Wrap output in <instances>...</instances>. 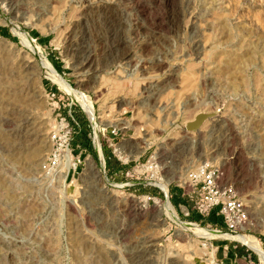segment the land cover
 <instances>
[{
  "label": "rangeland",
  "instance_id": "rangeland-1",
  "mask_svg": "<svg viewBox=\"0 0 264 264\" xmlns=\"http://www.w3.org/2000/svg\"><path fill=\"white\" fill-rule=\"evenodd\" d=\"M0 44L14 59L8 77L0 58V264H262L251 246L194 235L157 205L169 200L181 219L253 235L264 249V0H0ZM23 57L36 66L25 79ZM45 69L93 100L104 172L94 123ZM13 142L39 152L17 157ZM120 147L144 151L123 158ZM87 157L100 183L85 176ZM202 162L244 199L238 231L198 207L189 173Z\"/></svg>",
  "mask_w": 264,
  "mask_h": 264
},
{
  "label": "bare ground",
  "instance_id": "bare-ground-1",
  "mask_svg": "<svg viewBox=\"0 0 264 264\" xmlns=\"http://www.w3.org/2000/svg\"><path fill=\"white\" fill-rule=\"evenodd\" d=\"M12 1V0H11ZM131 1V0H130ZM12 3V2H11ZM136 4H138V3H136ZM87 6V5H86ZM100 6V5H99ZM83 9V8H82ZM89 9V8H88ZM90 10H91V8H90ZM83 11V10H82ZM104 11V10H103ZM107 12V11H106ZM109 12V11H108ZM107 12V13H108ZM107 16V15H106ZM173 16V15H172ZM106 21V20H105ZM86 22H88V21H86ZM116 22V21H115ZM154 22V21H153ZM160 22V21H159ZM106 23H107V21H106ZM105 23V24H106ZM158 23V22H157ZM114 26V25H113ZM140 27V26H139ZM136 31V30H135ZM19 35H21V37H22V41H23V43L27 46V47H29V48H31V49H35V46H34V44H33V39L31 38V36H29L27 33H23L21 30L19 31ZM72 37V36H71ZM1 44H0V58H2V57H4V60L5 61H8V62H6L5 63V66H4V64L2 65V63H1V66L2 67H4V69L3 70H5L6 69V72L8 73V75L6 74V76H10V75H12V74H9V72L11 71V69H10V64H12L13 65V63H11V61H13L14 59H10V61L8 60L10 57V55H8V53L5 51H3V49L1 48ZM3 47V46H2ZM5 48V47H4ZM8 51V50H7ZM193 51V50H192ZM9 52V51H8ZM7 54V55H6ZM90 55H88V57H89ZM121 56V55H120ZM9 57V58H8ZM94 57V56H93ZM95 58H88V60L84 63V64H82V66H81V69L83 70V69H86L85 67H87V69H88V66L90 67V66H92V64H93V62H95V60H94ZM3 61V60H2ZM16 62V61H15ZM14 62V63H15ZM18 63H19V66L17 65V68L18 69H15V70H17V72H18V77L19 76H21V77H24L25 75H31V73H33V72H35V68H36V66H35V64H34V62H33V60L31 61V60H29V59H26V58H24L23 57V59H20V61H18ZM7 64V65H6ZM47 63H45V65H46ZM76 64V63H75ZM48 66H49V64H47ZM7 66V67H6ZM16 66V65H15ZM160 66V65H159ZM14 67V66H13ZM154 67V66H153ZM10 69V71L8 72V70ZM49 68V67H48ZM51 68V67H50ZM94 68V67H93ZM86 69V70H87ZM2 70V69H1ZM13 71V70H12ZM12 71H11V73H12ZM43 71V70H42ZM15 72V71H14ZM5 73V72H4ZM41 73V72H40ZM43 73H44V76L45 77H48V78H50L54 83H56L59 87H60V89L61 90H63L64 92H66L67 94H69L74 100H76V101H78L79 102V104L82 106V108L84 109V111L86 112V114L89 116V118H91V120H92V122L94 123V126H95V128H96V131H97V140H96V146H97V149H98V153H99V155H100V158H101V162H102V164H101V168H102V170H101V172H104L105 171V159H104V157H103V151H102V148H101V145H100V143H99V135H100V133H99V128H100V126H99V124H98V122H97V118H96V111H95V107H94V102H93V100L90 98V96L89 95H87V94H85V92H83V91H80L79 89H76L75 87H73L67 80H66V78H64L62 75H58L57 73H56V70H52V71H47L46 69H45V71H43ZM14 74V73H13ZM16 74V73H15ZM34 74V73H33ZM15 75H13L12 77H14ZM36 76H38L39 77V83H41V76L40 75H36ZM11 77V76H10ZM13 79V78H12ZM21 79V78H20ZM24 79H25V77H24ZM23 80V79H22ZM17 81H18V79H17ZM20 82H21V80H20ZM6 83V80H5V82H4V84ZM9 83V82H8ZM96 83V82H95ZM2 84H3V82H1V87H2ZM3 84V85H4ZM15 84V83H14ZM16 84H18V82L16 83ZM121 84V83H120ZM119 85V84H118ZM6 86V85H5ZM16 86V85H15ZM18 86V85H17ZM22 86V85H21ZM7 87V86H6ZM10 87V86H9ZM37 87H40V84L37 86ZM3 88H5V87H3ZM18 88L19 89H21V87H20V84H19V86H18ZM120 88V87H119ZM10 89V88H9ZM13 89V88H12ZM16 89V88H15ZM39 89V88H38ZM41 89V90H40ZM39 89V91H41V95L42 96H44V93L42 92V88H40ZM23 90V89H22ZM5 91V90H4ZM4 91H2V92H4ZM9 92L10 90H7V88H6V91L5 92ZM13 91V90H12ZM1 92V91H0ZM17 92V91H16ZM15 92V93H16ZM20 92V91H19ZM10 93V92H9ZM9 93H8V95H9ZM1 94H3V93H1ZM0 94V95H1ZM11 94V93H10ZM14 94V93H13ZM13 94H11V95H13ZM17 94H18V92H17ZM16 94V95H17ZM20 94V93H19ZM39 94V93H38ZM4 95V94H3ZM2 95V96H3ZM7 95V96H8ZM15 95V94H14ZM29 95V94H28ZM6 96V97H7ZM10 96V95H9ZM22 96H24V95H22ZM39 96V95H38ZM12 97V96H11ZM17 99H15V100H18V96L16 97ZM22 98V97H21ZM41 98V97H40ZM9 99H11V98H7V100H9ZM20 100H22V99H20ZM20 100H18V101H20ZM27 100V99H26ZM11 101V100H10ZM25 101V100H24ZM15 102H17V101H15ZM22 102V101H21ZM28 102V101H27ZM33 102V101H32ZM31 102V103H32ZM1 103V102H0ZM11 103V102H10ZM26 103V102H25ZM3 104V103H2ZM4 105V104H3ZM33 105V104H32ZM0 106H2V105H0ZM112 106H114V105H112ZM115 107V106H114ZM9 108V107H8ZM25 108V107H24ZM29 109V108H28ZM25 110V109H24ZM23 112V111H22ZM20 113V112H19ZM110 113V112H109ZM22 114V113H21ZM26 115V114H25ZM108 115V114H107ZM205 115L206 114H201V115H199L198 117H195L196 118V123L198 122V121H200V120H202L204 117H205ZM16 116V115H15ZM13 119V118H12ZM22 119V118H21ZM35 120V119H34ZM30 116H27V117H25V119H24V123H25V126H26V128H27V132H29L28 134L29 135H33V133L34 132H36L37 133V131H36V122L34 121ZM15 121V120H14ZM20 121V120H19ZM191 121H193V120H191ZM124 124L126 125V126H124V127H128V126H130L131 125V122L130 121H125L124 122ZM38 126H39V124H38ZM20 134V133H19ZM37 135V134H36ZM27 136V135H26ZM39 136V135H38ZM37 136V137H38ZM23 139V138H22ZM18 140V139H17ZM34 140V139H33ZM25 141V140H24ZM27 141V140H26ZM15 142V141H14ZM13 142V143H14ZM42 143H43V141H42ZM151 142H147V146H148V144H150ZM10 144V143H9ZM27 143H20V144H11V149H12V154H14L15 156H17V157H20V158H25V159H28V160H30L31 159V156L33 157V155H35V153L36 152H39L38 150V148H37V146L36 147H34V146H32V145H26ZM43 145V144H42ZM49 145V144H48ZM140 145V144H139ZM138 145V146H139ZM142 145V144H141ZM140 145V146H141ZM123 146V145H122ZM123 147H125V146H123ZM123 147H120L119 149H117L118 151H119V153H120V156H122L123 158L124 157H129V158H131L132 156H134V155H140L144 150L143 149H141V147H138V148H136L135 150H133L131 153L129 152V153H126L125 151H124V148ZM117 148H118V146H117ZM41 151V150H40ZM126 153V154H125ZM37 154V153H36ZM65 156V160L63 161V168L61 169V170H59V178L61 179V180H63V179H66V176H67V173H68V170L70 171V167H71V163H72V156H71V153L70 152H66L65 154H64ZM156 155L157 154H154L153 155V158H155L156 157ZM17 157H15V158H17ZM14 159V158H13ZM19 159V158H18ZM17 160V159H16ZM32 160V159H31ZM27 161V160H26ZM30 163V162H29ZM32 164V163H31ZM85 164H86V170H85V176H88V178H90L92 181H94V182H96L97 181V183L99 182H101V179H100V171L98 170V166H97V164H96V162L93 160V158L92 157H87L86 158V160H85ZM201 164H203L199 169H197V170H199V171H202V168L204 167V166H206L207 164L205 163V162H202ZM190 178V177H189ZM168 183H169V179L167 180V179H163L161 182H160V185H161V188L167 193L168 192ZM17 204V203H16ZM38 204V203H37ZM36 204V205H37ZM38 206V205H37ZM134 206V205H133ZM159 206V211L162 213H165L166 215H167V217L169 218V219H171L172 221H174V222H176L179 226H181L184 230H188V231H190L192 234H194V235H197V236H199V237H206V238H215V237H217V238H225V239H231V240H238V241H241V242H243V243H245L246 245H249V246H251L252 248H254L259 254H260V260H261V262H262V264H264V249H263V247L261 246V244H260V242L253 236V235H249V234H246V233H232V232H226V231H221V230H219V229H211V228H207V227H204V226H202L201 224H198V223H195V222H189V221H185V220H183V219H181L180 217H179V215H178V212H177V210L175 209V207L173 206V204L169 201V200H164V201H161L160 203L158 202V205H157V207ZM12 207V206H11ZM157 209V210H158ZM3 212V211H2ZM159 213V212H158ZM182 229V230H183ZM181 230V231H182ZM77 235V234H76ZM4 245V244H3ZM4 249V248H3ZM211 263L212 264H215L214 263V260L212 259L211 260Z\"/></svg>",
  "mask_w": 264,
  "mask_h": 264
},
{
  "label": "built area",
  "instance_id": "built-area-1",
  "mask_svg": "<svg viewBox=\"0 0 264 264\" xmlns=\"http://www.w3.org/2000/svg\"><path fill=\"white\" fill-rule=\"evenodd\" d=\"M52 95L55 97L56 94ZM112 132L116 134V130ZM125 162L127 163V159ZM121 166L125 167L123 163L118 165ZM189 177L193 191H198L200 195L198 207L202 213H215L229 231H238L247 224L248 207L235 185L225 180L222 169L204 166L202 171L190 172Z\"/></svg>",
  "mask_w": 264,
  "mask_h": 264
},
{
  "label": "water",
  "instance_id": "water-1",
  "mask_svg": "<svg viewBox=\"0 0 264 264\" xmlns=\"http://www.w3.org/2000/svg\"><path fill=\"white\" fill-rule=\"evenodd\" d=\"M185 128L187 131H198L199 126L198 124L193 120L186 123Z\"/></svg>",
  "mask_w": 264,
  "mask_h": 264
},
{
  "label": "trees",
  "instance_id": "trees-1",
  "mask_svg": "<svg viewBox=\"0 0 264 264\" xmlns=\"http://www.w3.org/2000/svg\"><path fill=\"white\" fill-rule=\"evenodd\" d=\"M76 112H78V111H76ZM64 113H66V114H67V109H66V108H65V111H64ZM77 116H78V115H77ZM81 117H82V118H84V117H83V115H82V116H80V118H77V119H81ZM68 118H69V117H68ZM81 120H82V119H81ZM81 120H80V121H81ZM93 154H94V156L96 155V153H95V152H94ZM106 154H107V152H106ZM214 216H215V213H212V214H211V218H212V219H210V220H213V221H215V220H214ZM217 218H218V217H217ZM217 220H218V219H217ZM217 222H218V221H217Z\"/></svg>",
  "mask_w": 264,
  "mask_h": 264
}]
</instances>
